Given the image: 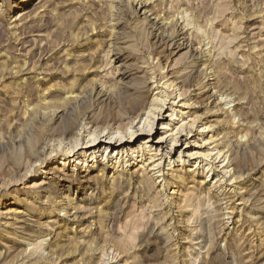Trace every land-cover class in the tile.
Masks as SVG:
<instances>
[{
  "label": "rangeland",
  "instance_id": "1",
  "mask_svg": "<svg viewBox=\"0 0 264 264\" xmlns=\"http://www.w3.org/2000/svg\"><path fill=\"white\" fill-rule=\"evenodd\" d=\"M0 264H264V0H0Z\"/></svg>",
  "mask_w": 264,
  "mask_h": 264
},
{
  "label": "bare ground",
  "instance_id": "2",
  "mask_svg": "<svg viewBox=\"0 0 264 264\" xmlns=\"http://www.w3.org/2000/svg\"><path fill=\"white\" fill-rule=\"evenodd\" d=\"M168 125V124H167ZM143 130V129H142ZM147 132V131H146ZM164 132H166V131H164ZM114 134H119V131H114V132H110V133H108L107 134V137H106V143H110L112 140H113V138L115 137L114 136ZM130 134V138H133V136H134V134H133V132H130L129 133ZM123 135H119L118 136V139H117V141L118 142H120V141H122L123 140ZM97 139H98V137L96 136V135H91V138L90 139H88L87 141H88V144L87 145H85V150H82V152H81V155L80 156H85L86 154H87V152H88V155L90 156V157H96L95 155H94V152H95V149H97V148H94V147H92V146H96L97 144H99V141H97ZM115 139V138H114ZM141 145V144H140ZM144 145V146H143ZM143 145H141L140 147H139V149H138V151L140 152V153H142L143 152V150L144 149H149V150H151L150 148H148L147 147V145H145V144H143ZM104 148V150H106L107 149V146L105 147H103ZM74 149V148H73ZM99 149V148H98ZM132 149V148H131ZM135 149V148H134ZM132 152H135V150H133L132 149ZM137 152V151H136ZM134 154V153H133ZM141 155V154H140ZM138 155H133V158L134 159H137L138 157H137ZM142 156V155H141ZM155 156V154H149V156H148V159L149 160H151L153 157ZM113 158H116L117 159V156L116 155H113ZM78 160V159H77ZM84 160V162L86 161L85 159H83ZM80 161V160H79ZM83 162V163H84ZM187 198V197H186Z\"/></svg>",
  "mask_w": 264,
  "mask_h": 264
}]
</instances>
